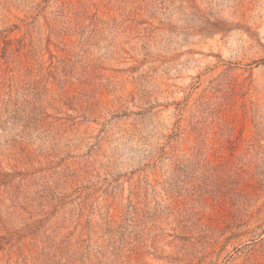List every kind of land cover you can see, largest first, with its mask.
<instances>
[{
	"label": "rangeland",
	"instance_id": "1",
	"mask_svg": "<svg viewBox=\"0 0 264 264\" xmlns=\"http://www.w3.org/2000/svg\"><path fill=\"white\" fill-rule=\"evenodd\" d=\"M0 264H264V0H0Z\"/></svg>",
	"mask_w": 264,
	"mask_h": 264
}]
</instances>
